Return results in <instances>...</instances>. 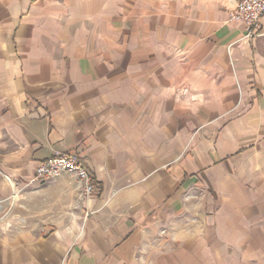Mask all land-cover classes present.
<instances>
[{"label": "crops", "instance_id": "crops-1", "mask_svg": "<svg viewBox=\"0 0 264 264\" xmlns=\"http://www.w3.org/2000/svg\"><path fill=\"white\" fill-rule=\"evenodd\" d=\"M235 5L0 0V264H264V36ZM65 152L91 194L34 179Z\"/></svg>", "mask_w": 264, "mask_h": 264}, {"label": "built area", "instance_id": "built-area-1", "mask_svg": "<svg viewBox=\"0 0 264 264\" xmlns=\"http://www.w3.org/2000/svg\"><path fill=\"white\" fill-rule=\"evenodd\" d=\"M231 19L246 25L247 36L253 34L264 36V0H236ZM64 174L75 176L82 182L87 195L95 190L87 170L80 163L78 156L71 152L56 154L40 162L34 179L39 182H47ZM11 211L12 206L5 208L3 201H0V219H5L11 214Z\"/></svg>", "mask_w": 264, "mask_h": 264}, {"label": "rangeland", "instance_id": "rangeland-1", "mask_svg": "<svg viewBox=\"0 0 264 264\" xmlns=\"http://www.w3.org/2000/svg\"><path fill=\"white\" fill-rule=\"evenodd\" d=\"M185 1H187V2H196V1H201V0H185ZM9 216H11V214ZM9 216H7L5 219H8Z\"/></svg>", "mask_w": 264, "mask_h": 264}]
</instances>
